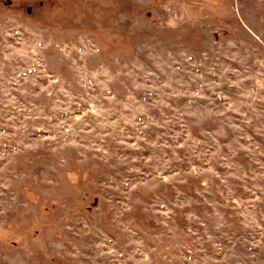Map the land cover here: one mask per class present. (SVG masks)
<instances>
[{
  "label": "rangeland",
  "instance_id": "374dc122",
  "mask_svg": "<svg viewBox=\"0 0 264 264\" xmlns=\"http://www.w3.org/2000/svg\"><path fill=\"white\" fill-rule=\"evenodd\" d=\"M0 264H264V0H0Z\"/></svg>",
  "mask_w": 264,
  "mask_h": 264
}]
</instances>
